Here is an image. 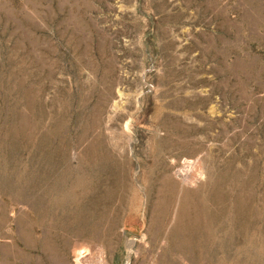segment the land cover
Masks as SVG:
<instances>
[{
	"label": "rangeland",
	"instance_id": "374dc122",
	"mask_svg": "<svg viewBox=\"0 0 264 264\" xmlns=\"http://www.w3.org/2000/svg\"><path fill=\"white\" fill-rule=\"evenodd\" d=\"M0 264H264V0H0Z\"/></svg>",
	"mask_w": 264,
	"mask_h": 264
}]
</instances>
